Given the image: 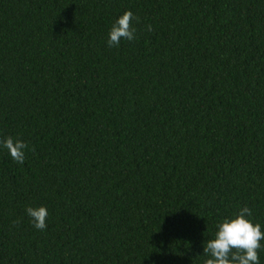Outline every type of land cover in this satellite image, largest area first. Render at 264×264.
<instances>
[{"label":"trees","instance_id":"1","mask_svg":"<svg viewBox=\"0 0 264 264\" xmlns=\"http://www.w3.org/2000/svg\"><path fill=\"white\" fill-rule=\"evenodd\" d=\"M9 136L0 264H204L240 208L264 231V0H0Z\"/></svg>","mask_w":264,"mask_h":264},{"label":"clouds","instance_id":"2","mask_svg":"<svg viewBox=\"0 0 264 264\" xmlns=\"http://www.w3.org/2000/svg\"><path fill=\"white\" fill-rule=\"evenodd\" d=\"M134 20V14L130 10L124 11L110 27L107 46H117L121 40H135L136 30L132 27ZM0 147L8 152L14 162H24L27 145L23 141L5 137ZM25 214L36 230L42 231L46 228L49 216L46 206H28L25 208ZM251 215V210L245 206L215 225L213 237L204 241V264H260L258 250L264 247L261 244V241H264V231L260 223L253 222Z\"/></svg>","mask_w":264,"mask_h":264}]
</instances>
